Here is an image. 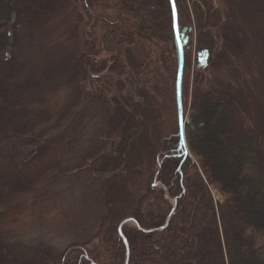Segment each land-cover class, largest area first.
Returning a JSON list of instances; mask_svg holds the SVG:
<instances>
[{"label": "trees", "instance_id": "1", "mask_svg": "<svg viewBox=\"0 0 264 264\" xmlns=\"http://www.w3.org/2000/svg\"><path fill=\"white\" fill-rule=\"evenodd\" d=\"M19 1L0 0V162L10 163L40 155L45 137L53 134L35 130L54 114L43 106L34 119L11 118L13 100L4 82L14 72L10 32ZM66 1L81 8L89 26L81 34L69 85L79 86L82 99L101 101L108 109L104 142L88 159L102 182L104 214L86 240L70 243L59 255L36 249L33 264H124L118 228L127 219L137 224L121 227L127 264H264V117L257 122L251 112L253 105L260 117L264 113L251 100L258 76L264 83V52L258 45L264 0H221L222 15L213 0H173L183 50L184 116L193 25L196 51L210 59L206 74L197 70L193 82L184 130L187 153L179 131V46L170 0ZM151 4L158 8L149 9ZM26 13L24 32L40 18L32 7ZM97 24L101 32L95 36ZM107 45L109 55L98 58ZM68 111L49 126L62 138L68 127L73 134L82 130L77 116L64 123ZM11 121L19 128L9 126ZM137 145L145 151L138 153ZM3 181L0 172V201ZM173 200L168 223L158 229ZM25 258L7 248L0 232V264H32Z\"/></svg>", "mask_w": 264, "mask_h": 264}, {"label": "rangeland", "instance_id": "2", "mask_svg": "<svg viewBox=\"0 0 264 264\" xmlns=\"http://www.w3.org/2000/svg\"><path fill=\"white\" fill-rule=\"evenodd\" d=\"M70 2L21 0L18 3V17L12 19V22L17 21L14 33L10 32L9 53L14 61V72L9 73L4 86L13 100L12 120L20 122L25 115L34 119V112H38L42 106L54 113L47 123L40 122L35 127L36 131L43 129L53 133L45 137L47 145L40 155L14 163L0 162V172L6 175L0 201V232L7 248L12 253L24 255L32 264L33 255L39 248H47L52 255H59L70 243L86 240L104 214L102 182L97 179V173L88 159L95 148L104 142L102 129L108 109L101 101L82 99L76 90L79 86L69 85L70 70L78 55L81 34L89 27L86 29L84 26L81 8ZM187 2L189 4L190 0ZM212 2L222 15L224 7L221 0ZM45 5L61 8L53 13H44V16L41 7ZM31 7L38 11L40 18L24 32V20H29L25 17L26 12ZM148 8L158 7L151 4ZM100 32L101 25L97 24L92 35L98 36ZM198 38L194 28L186 71L189 81L186 122L192 113L193 82L197 70L205 75L204 69L207 71L210 60L205 58L204 63L197 62ZM258 40L264 52V34H260ZM107 49L108 45L101 50L98 58H106L104 55H109ZM257 80L259 84L252 85L255 92L251 100L259 102L264 112V83L261 76ZM68 107L64 123L75 120L77 116L82 130L73 134L68 127L62 138L55 135L49 126L57 123L60 113ZM251 112L257 122L262 123L264 113L260 117L259 109L253 105ZM13 121L9 126L19 128ZM135 148L138 153L145 151L144 147L138 145ZM215 199L221 200L222 197L217 194Z\"/></svg>", "mask_w": 264, "mask_h": 264}, {"label": "water", "instance_id": "3", "mask_svg": "<svg viewBox=\"0 0 264 264\" xmlns=\"http://www.w3.org/2000/svg\"><path fill=\"white\" fill-rule=\"evenodd\" d=\"M172 8H173V20H174V31L177 35V29H176V13H175V9H174V4H173V0H170ZM178 44H179V69H178V74H177V106H178V120H179V129H180V133L182 134L183 137V131H184V127H185V120L183 119V113H182V103H181V97H180V76H181V72H182V68H183V53H182V44L180 39L178 38ZM175 208V204L173 205V208L171 210V212L167 215L165 223L163 226H160L158 229L163 228L169 221L172 212L174 211ZM130 220H126L124 221V223L128 222ZM120 230V228H119ZM123 242L126 246V257H125V262L124 264H127V260H128V247H127V241L125 238H123Z\"/></svg>", "mask_w": 264, "mask_h": 264}]
</instances>
